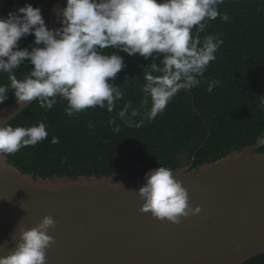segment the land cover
<instances>
[{"label": "clouds", "instance_id": "clouds-1", "mask_svg": "<svg viewBox=\"0 0 264 264\" xmlns=\"http://www.w3.org/2000/svg\"><path fill=\"white\" fill-rule=\"evenodd\" d=\"M223 2L66 0V6L58 13L62 26L55 30L46 26L40 8L31 4L20 7L0 18V72L8 73L10 82L0 85V104L12 93L19 109L37 101L41 108L50 110L60 98L67 102L65 113L69 117L97 106L111 113L116 102L123 99L122 88L114 81L126 65L119 54L104 50L116 49L130 57L136 54L145 59L153 57V62L143 70L141 107L134 108L127 102L108 121L114 126V133L121 131L117 118L126 127H143L145 120H154L178 92L200 85L224 41L215 34L203 39L199 34L205 32L207 20L217 17L229 20L226 13L222 15L218 10ZM28 35L35 36L37 47L21 50L18 42ZM25 60L34 67L18 79L14 70ZM205 82L208 92L219 84L218 80ZM88 126L93 127L91 121ZM47 137L43 122L30 127L0 124V156L35 146ZM59 142L58 137H52V144ZM256 144L264 146V136L258 137ZM145 181L138 190L144 201L142 213L179 224L181 218L202 211L199 206L190 207L188 191L170 168L160 166L150 170ZM54 227L53 217L45 216L37 227L21 229L19 241L8 255L0 256V264H46V250L54 242L47 233Z\"/></svg>", "mask_w": 264, "mask_h": 264}, {"label": "trees", "instance_id": "trees-1", "mask_svg": "<svg viewBox=\"0 0 264 264\" xmlns=\"http://www.w3.org/2000/svg\"><path fill=\"white\" fill-rule=\"evenodd\" d=\"M53 3L54 0H0V18L31 4L41 9L48 27ZM218 10L222 15L226 13L229 20H207L205 32L199 34L201 39L209 34L223 39L216 59L207 66L198 87L178 92L154 120H145L143 127L135 128L124 126L117 118L121 131L113 132L114 126L108 121L125 103L141 107L143 70L153 57H130L116 49H105V53L119 54L126 65L114 81L124 93L114 111L109 113L107 108L97 106L69 117L63 99L57 98L50 110L41 108L36 101L10 124L30 127L43 122L48 137L35 146L6 154L9 162L34 178L111 176L117 172L139 177L160 166L174 172L194 161L198 168L255 145L257 138L264 136V0H224ZM34 41V35L23 37L19 48L30 51L37 47ZM33 67L25 60L14 74L22 79ZM211 80L219 84L208 92L205 81ZM9 84L8 73L0 72V85ZM14 101V94L9 93L0 109ZM53 136L59 138L58 144L51 143ZM259 152L264 153V147ZM246 264H264V254Z\"/></svg>", "mask_w": 264, "mask_h": 264}, {"label": "water", "instance_id": "water-1", "mask_svg": "<svg viewBox=\"0 0 264 264\" xmlns=\"http://www.w3.org/2000/svg\"><path fill=\"white\" fill-rule=\"evenodd\" d=\"M54 0L48 28L61 27ZM36 101L0 109L10 123ZM207 143V141H206ZM205 143V144H206ZM264 146L241 151L198 168L174 171L202 211L174 224L142 213L138 190L145 176L34 178L0 156V256L19 241L21 229L55 220L46 264H246L264 254ZM202 148V147H201ZM199 152V151H198ZM117 183H122L123 186Z\"/></svg>", "mask_w": 264, "mask_h": 264}]
</instances>
